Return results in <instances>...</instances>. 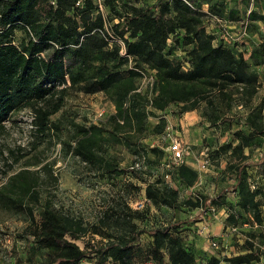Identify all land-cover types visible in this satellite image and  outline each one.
Segmentation results:
<instances>
[{
    "label": "trees",
    "instance_id": "obj_1",
    "mask_svg": "<svg viewBox=\"0 0 264 264\" xmlns=\"http://www.w3.org/2000/svg\"><path fill=\"white\" fill-rule=\"evenodd\" d=\"M249 1L228 0L227 5L225 0H155L149 5H127L123 12L110 5L113 15L106 21L94 0H0V126L10 113L30 106L35 133L49 135L60 129L59 120L50 117L61 109L68 90L103 92L115 107L107 119L112 128L73 123L70 140L60 142L64 151L79 159L94 176L112 178L123 169L109 153L100 131L116 135L120 123L130 122L139 133L149 115H154L153 110L164 112L170 104L178 106L177 115L199 109L210 125L226 127L233 121L231 112L236 103L246 109L234 119L240 126L229 131V140L220 144L215 154L242 155L244 148H258L257 162L262 164L264 104L254 105L251 100L260 84L254 68L264 67V35L244 57L243 52L216 40L206 29L214 17L238 21L242 29ZM204 4L206 11L201 7ZM248 18L264 23L262 13L250 10ZM17 32L20 37H16ZM178 46L186 52L184 61L171 57ZM145 72L151 82L141 91L138 80ZM160 117L153 130L161 135L167 124L165 117ZM122 138L135 143L131 136ZM233 139L237 140L235 145ZM149 150L167 157L165 175L169 179L173 176L185 187L195 183L197 171L184 163L185 157L175 164L162 147L152 145ZM252 164L256 163L227 165L233 169L234 182L224 189L234 194L237 209L226 220L234 222L246 213L255 221L257 229L253 231L259 234L261 189L250 190L246 181V168ZM37 172L20 169L0 185V205L28 216V226L19 236L30 237L26 245L31 264H106L109 260L112 264H250L259 260L258 250L248 240L235 255L223 259L203 255L185 240L180 229L185 221L138 228L131 221V210L114 201L96 219L85 221L59 210L56 193L48 191V198L40 203ZM130 172L138 176L135 168ZM158 184L146 181L147 200L155 207H178V191ZM209 199L196 193L186 202L193 206L200 202L206 209ZM143 233L151 242L145 259L136 263L135 256L142 254L138 242ZM87 234L91 243L80 247L77 240ZM94 236L101 240L95 241ZM38 252L41 258H36Z\"/></svg>",
    "mask_w": 264,
    "mask_h": 264
},
{
    "label": "rangeland",
    "instance_id": "obj_2",
    "mask_svg": "<svg viewBox=\"0 0 264 264\" xmlns=\"http://www.w3.org/2000/svg\"><path fill=\"white\" fill-rule=\"evenodd\" d=\"M94 1L99 3V8L107 21L113 15L110 5H114L115 9L123 12L127 5H149L155 0ZM225 1L229 5L228 0ZM201 7L207 10L206 4ZM250 10L264 14V0L249 1L245 7L246 20L243 22L245 24L242 29L238 21L215 17L216 22L208 21L206 29L214 33L216 40L232 45L236 51L243 52L244 57H247L252 47L259 42L260 35H264V23L259 20H250L248 18ZM106 24L108 25V22ZM16 37H20L19 32ZM118 43L122 45L119 40ZM122 51L121 49V54ZM171 57L184 61L186 52L178 46ZM254 69L260 84L251 104H264V67ZM148 75L145 72L138 80V88L141 91L150 86L151 78ZM101 110L103 114L100 117L98 113ZM245 110L244 106H238L235 103L231 112L233 121L224 127L221 124L210 125L201 116L199 109L177 115L175 112L178 111V106L170 104L164 112L153 110L154 115H149L145 128L139 133L130 122L120 123L116 135L100 131L99 134L104 138L109 153L115 156L119 161V167L123 170L112 178H99L94 176L79 159L66 153L60 140H70L75 131L73 123L84 126L94 124L111 129L112 123L108 124L107 119L115 112V107L110 96L103 92L86 94L70 89L65 95L61 109L50 117L52 120H59L60 129H53L49 135L47 132L45 136L40 137L35 133L32 122L33 110L30 106L13 111L2 122L0 126V185L7 183L8 176L20 169L33 172L40 170V203L48 198V191H51L57 195L55 203L59 210L82 217L85 221H93L102 214L108 203L114 201L131 210L129 211L132 216L131 221L136 223L138 228L163 226L177 220L185 221L180 228L185 240L198 248L203 255H216L223 259L241 252L240 245L248 240L260 255L258 261L250 264H264L262 248L264 245V162L262 164L257 162L261 149L244 148L242 155H228L229 152L215 154L218 146L229 140V131L240 126L234 122V119ZM160 116L165 117L164 125H171L174 134L179 135L178 139L188 146L189 153L185 156L184 163L195 168L198 174L197 180L190 187L183 186L173 176L170 179L166 177L165 173L169 169L166 163L167 157L149 150L152 145L164 143L160 139V134L153 130V125L158 123ZM262 121L264 122V109ZM122 136H131L135 143L126 142ZM236 143L237 140L233 139L232 145ZM203 148H207L205 155L209 161L206 168L199 169L197 159ZM243 162L256 163L246 168V181L250 190L258 187L261 189V194L258 196L262 215V222L258 228L261 231L259 234L256 230L253 231L257 229L254 225L255 221H252L246 213L237 216L234 222L226 220L229 213L237 209L233 206L237 201L234 194L224 189L234 182L233 169H229L227 165ZM135 163L138 164L135 168L138 176L130 172V167ZM48 165L51 169L49 173ZM44 166L46 168H43ZM51 173L53 179L48 180V175ZM39 174L37 172L36 175L39 176ZM146 181H159L158 185L176 189L178 191L176 205L179 206H153L145 197ZM252 183L255 184V188H251ZM196 193L210 197L208 204L206 203V221L203 223L206 225L205 237L196 233L195 217L199 211L200 202L197 206L186 202L187 199H193ZM212 199H216V202L214 203ZM140 203L142 207L136 208ZM38 207L37 205L36 210ZM28 223V216L24 212H16L0 205V264H31L27 259L26 245L30 237L24 239L19 236L27 228ZM93 238L95 241L101 240L99 236ZM91 241L90 234H87L76 243L84 247ZM211 241H215L216 246L212 247ZM150 242L151 237L146 234L139 236L138 243L142 254L135 256L136 263L145 259V249L150 246ZM41 255V252H38L36 258H41ZM106 264H112V261L109 260ZM199 264H203L202 261H199ZM221 264H223L222 261Z\"/></svg>",
    "mask_w": 264,
    "mask_h": 264
},
{
    "label": "built area",
    "instance_id": "obj_3",
    "mask_svg": "<svg viewBox=\"0 0 264 264\" xmlns=\"http://www.w3.org/2000/svg\"><path fill=\"white\" fill-rule=\"evenodd\" d=\"M103 114V110L99 111L98 115L101 117ZM172 126L167 124L165 129H164V133L160 135V139L163 140V144L162 145H158L160 147H162L167 154L169 155V159L171 162L175 163V164H179L180 162L183 161V158L188 155L189 153V149L188 146L186 144H184L179 138V135H175L173 130H172ZM174 136V137H173ZM208 157L205 155V151L202 150L200 152V157L197 159L198 162V168L199 169H204L206 168V166L208 165ZM138 164L135 163L134 165H132L130 168H137ZM166 177H168L167 175H165ZM251 188H255V184L252 183ZM208 200L206 201V203L208 204ZM142 207V203L139 204L138 207L136 208H141ZM205 214H206V209H203L202 206H200L199 211L197 213V221H196V233L199 236H203L205 237L206 235V225L203 224L205 223L206 219H205ZM200 224V225H199ZM234 229V228H232ZM210 245L212 247L216 246V242L215 241H211ZM262 248L264 249V245L262 246ZM142 264H155L152 261H145Z\"/></svg>",
    "mask_w": 264,
    "mask_h": 264
}]
</instances>
